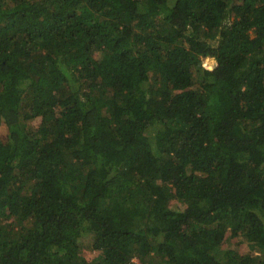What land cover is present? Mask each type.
Segmentation results:
<instances>
[{
	"label": "trees",
	"instance_id": "16d2710c",
	"mask_svg": "<svg viewBox=\"0 0 264 264\" xmlns=\"http://www.w3.org/2000/svg\"><path fill=\"white\" fill-rule=\"evenodd\" d=\"M0 127V264H264V0H0Z\"/></svg>",
	"mask_w": 264,
	"mask_h": 264
},
{
	"label": "rangeland",
	"instance_id": "374dc122",
	"mask_svg": "<svg viewBox=\"0 0 264 264\" xmlns=\"http://www.w3.org/2000/svg\"><path fill=\"white\" fill-rule=\"evenodd\" d=\"M253 34H254V33L251 31V32H250V35L252 36ZM210 61H211V60H210ZM4 131H5V128L0 127V133H2V132H4ZM89 237H90V236H84V237L80 238V241H81V242L83 241V242L85 243L84 245L86 246V240H87ZM84 245H83V246H84ZM137 260H138L137 258L134 259V261H137ZM137 262H138V261H137Z\"/></svg>",
	"mask_w": 264,
	"mask_h": 264
},
{
	"label": "water",
	"instance_id": "95a60500",
	"mask_svg": "<svg viewBox=\"0 0 264 264\" xmlns=\"http://www.w3.org/2000/svg\"><path fill=\"white\" fill-rule=\"evenodd\" d=\"M214 59L213 58H211V61H213Z\"/></svg>",
	"mask_w": 264,
	"mask_h": 264
}]
</instances>
